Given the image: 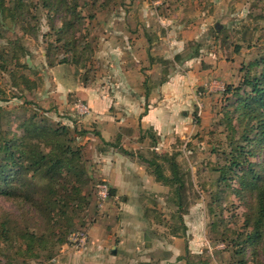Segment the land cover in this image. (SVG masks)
<instances>
[{
  "label": "rangeland",
  "instance_id": "374dc122",
  "mask_svg": "<svg viewBox=\"0 0 264 264\" xmlns=\"http://www.w3.org/2000/svg\"><path fill=\"white\" fill-rule=\"evenodd\" d=\"M71 2L78 5L81 17L76 37L85 33L91 46L79 63L66 57L64 49L47 56L65 13L50 11L44 0H0V133L6 129L21 135V124L31 117L43 121L37 124L46 130L68 127L67 137L75 139L73 148L82 147L86 171L82 191L87 199L77 216L69 208L66 211L74 218L62 216L52 224L29 204L0 197V231L5 218L14 220L7 238L0 232V264H104L102 234H129L128 224L141 234L140 251L151 258L150 264H264V237L254 246L245 244L253 231L247 216L254 213L253 193L242 190L236 178L218 184L219 168L226 164L223 153L231 150V130L224 120L225 92L239 86L249 65L264 56V0ZM121 25L127 34L124 41L134 43L144 72V80L137 82L141 97L148 91L149 105H162L159 113L166 114L164 123L174 126L165 125L164 138L149 135L146 145L142 132L132 143L117 147L91 137L97 128L90 123H100L96 118L104 111L103 101L114 102L110 110L114 122L130 117L124 105L129 96L119 93L115 98L123 83L109 73L111 64L102 50L103 40L111 31L121 32ZM15 46L29 51L18 63ZM13 68L14 75L9 73ZM87 87L94 89L96 104L87 100ZM77 104L90 112L82 115ZM81 132L86 136L77 137ZM115 153L127 159L124 171L131 172L126 178L131 184L125 183L118 193L109 182L111 178L116 183L119 176L110 171L118 164L111 158ZM154 154L174 156L180 165L185 181L180 213L171 203L173 190L157 183L152 174L148 160ZM159 163L170 176L169 165ZM106 170L114 177L106 176ZM46 183L40 181L38 188ZM103 184L110 189L105 202L98 196V186ZM127 201L129 207L124 205ZM110 203L115 204L111 213L106 208ZM105 216L107 226L97 238L91 237V229ZM64 224L71 227L68 234L88 235L85 248L69 242V235L66 244L58 243ZM25 230L36 237L33 243L31 236L22 233ZM145 234L151 240L145 241Z\"/></svg>",
  "mask_w": 264,
  "mask_h": 264
},
{
  "label": "trees",
  "instance_id": "16d2710c",
  "mask_svg": "<svg viewBox=\"0 0 264 264\" xmlns=\"http://www.w3.org/2000/svg\"><path fill=\"white\" fill-rule=\"evenodd\" d=\"M71 1L44 0V5L50 11L66 15L62 25L55 30L58 38L50 43L47 56L51 57L58 50L64 49L66 57H73L72 60L79 63L83 61L85 53L91 50V46L85 33L81 38L76 37L77 32L81 31L78 24L81 17L78 5ZM2 11L5 13V9ZM83 31L85 32L84 29ZM25 32H28L27 27ZM13 49L15 57L19 58L17 63L29 52L23 46H15ZM4 65L3 69L7 70ZM15 70L13 68L9 73L14 75ZM35 84L33 89L37 88ZM27 86L31 88L30 85ZM225 93L227 104L224 105V120L231 130V150L226 155V152L223 153L226 164L219 168L222 175L218 184L236 178L242 190L253 193L251 202L254 203V213L247 215L248 220L253 222V231L245 244L248 242L254 246L264 237V56L249 65L239 86L229 87ZM37 123L44 122H37L35 117L25 120L20 126L23 130L21 135L1 129L0 197L29 204L40 211L50 223L58 224L62 216L74 218L79 210L87 206V199L82 191L83 178L86 175L82 147L73 148L75 139L67 137L70 134L68 127L61 125L57 128L48 127L46 130L38 127ZM79 136L86 135L81 132L77 135ZM120 142L119 135L115 143L111 144L116 146ZM258 157L260 161L256 160ZM159 161L169 165L170 176L166 175ZM148 164L157 183L173 190L171 203L179 208L180 213L185 181L177 159L174 156L154 154ZM40 181L47 183L39 189ZM113 192L111 190V194ZM69 208L75 216L68 215L66 210ZM12 222V218H5L1 225L0 232L5 238L12 233ZM70 228L64 224V231L61 230L58 239L60 245L66 244ZM22 233L31 236V243L35 241L36 237L32 233L27 230Z\"/></svg>",
  "mask_w": 264,
  "mask_h": 264
},
{
  "label": "crops",
  "instance_id": "0c3cea01",
  "mask_svg": "<svg viewBox=\"0 0 264 264\" xmlns=\"http://www.w3.org/2000/svg\"><path fill=\"white\" fill-rule=\"evenodd\" d=\"M124 27V25H121V32H119V30L111 31L112 34H109L110 36L103 40L105 41V47L102 50L104 51L107 64H111V71L109 73L115 76L118 81H122L123 83V87H120L121 90H117V95L115 98L118 100L119 93L121 97H123L124 94L129 96V99L124 102V105L126 109L125 113H127L130 117H126L128 120L124 118L119 122H114V119L112 118L113 113L110 111L114 102H110L108 99L105 100V102L103 101L101 104L104 111L100 110V116L96 118L100 123H90L91 125H95V128H97V133H93L91 137L99 140L103 139L107 143H115L117 137L120 135V143L122 146H124L126 144L132 143L135 140L133 138H136V135L142 132V138H145V140H143L145 144L143 145H146L149 135L153 133L152 136L164 138L168 132L167 128H165V125L169 124L171 128L174 126L172 125L173 123H164L166 121V114L161 116V113H159L160 107L162 105H159V107L149 105V98L147 97L149 95L148 91L144 97H141V88L137 85V82L144 80L145 76L143 74L144 72L142 71V68L140 67L139 56L135 51V46H132L134 43L129 44L128 42L124 41V38L127 39V34L124 32L126 31L124 30ZM100 48H102V46ZM147 88L145 89L147 90ZM86 98L87 100H90V103L96 104L95 101H92V99L96 98L95 91L91 87H87L86 89ZM121 103L123 104V102L120 101L115 102L117 105ZM121 108H123V106H121ZM97 114H99L98 110H96L95 115ZM135 121L136 123H134ZM130 133H133V136H129ZM87 140L92 139L87 137ZM155 149L159 151L161 146L159 145ZM107 154H109V152H107ZM111 158H115V161L118 162V164L116 166L114 165L112 167L113 169L110 170L115 173V176L119 175L118 177L116 176V183H113L114 180L110 178L114 177V173H109L106 170L107 174L105 175L110 176L109 182L113 184L114 190H116V193H118L122 191L123 188L125 189V183L131 184L126 182V178L131 176V172L129 170H127V172L124 171V164L127 163V159L124 156H118V154L115 153V155L111 156ZM132 174L135 175V171H132ZM124 205L129 207V202H125ZM106 208L109 209V213H111L115 209V204L110 203ZM106 218L107 216L103 217L100 224L97 223L94 225L90 232L91 237L97 238V234L101 233L102 230L107 226L108 221ZM132 221L135 224H140L139 221L135 222L134 219ZM128 225L129 226L125 227L126 229H129V234L122 233V235L118 234L115 237L108 235L109 232H105V235L102 234V240L100 241L102 243L99 245L102 250H106L107 246V248H109V254H107V251L105 250L100 254V256H102V263L139 264V262H141L140 264H150L151 258L142 254L140 251L141 246L139 240L141 234L137 230H134L132 224ZM114 234H117V231H115Z\"/></svg>",
  "mask_w": 264,
  "mask_h": 264
},
{
  "label": "built area",
  "instance_id": "2783aa9c",
  "mask_svg": "<svg viewBox=\"0 0 264 264\" xmlns=\"http://www.w3.org/2000/svg\"><path fill=\"white\" fill-rule=\"evenodd\" d=\"M78 111L82 114H88L90 111L83 104H77ZM98 196L102 202H105L110 197V189L107 184L98 186ZM69 242L76 244L79 247L85 248L88 244L89 237L84 232H72L68 237Z\"/></svg>",
  "mask_w": 264,
  "mask_h": 264
},
{
  "label": "water",
  "instance_id": "95a60500",
  "mask_svg": "<svg viewBox=\"0 0 264 264\" xmlns=\"http://www.w3.org/2000/svg\"><path fill=\"white\" fill-rule=\"evenodd\" d=\"M217 29H219L218 26H217ZM149 240H151V238L147 234H145V241H149Z\"/></svg>",
  "mask_w": 264,
  "mask_h": 264
}]
</instances>
